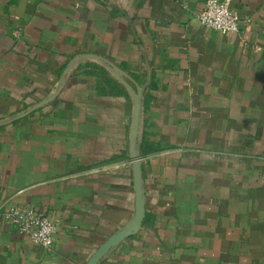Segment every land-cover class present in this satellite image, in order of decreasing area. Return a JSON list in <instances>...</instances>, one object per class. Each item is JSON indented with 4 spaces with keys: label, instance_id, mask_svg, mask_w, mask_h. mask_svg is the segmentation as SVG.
<instances>
[{
    "label": "crops",
    "instance_id": "obj_1",
    "mask_svg": "<svg viewBox=\"0 0 264 264\" xmlns=\"http://www.w3.org/2000/svg\"><path fill=\"white\" fill-rule=\"evenodd\" d=\"M0 0V264H264V0ZM97 65L107 75L93 73ZM36 107L35 109H33Z\"/></svg>",
    "mask_w": 264,
    "mask_h": 264
},
{
    "label": "built area",
    "instance_id": "obj_2",
    "mask_svg": "<svg viewBox=\"0 0 264 264\" xmlns=\"http://www.w3.org/2000/svg\"><path fill=\"white\" fill-rule=\"evenodd\" d=\"M232 0H205L197 15L199 24L215 31L236 33L240 19L231 8ZM0 219L11 225L16 233L27 237L32 243L50 250L54 242L55 224L37 214L29 207L0 205Z\"/></svg>",
    "mask_w": 264,
    "mask_h": 264
},
{
    "label": "water",
    "instance_id": "obj_3",
    "mask_svg": "<svg viewBox=\"0 0 264 264\" xmlns=\"http://www.w3.org/2000/svg\"><path fill=\"white\" fill-rule=\"evenodd\" d=\"M35 108L36 107H34L33 109ZM133 166H134V171H135V189H136V194L138 196L137 198L138 199V210L136 212V217L134 219V222L127 229L122 230L121 232L108 238L93 253V255L89 258L86 264H97V262L100 260V258L109 248L117 244L119 241H122L125 237L132 235L134 232H136L139 229L141 225V222L144 216L143 203L141 202L139 198L140 191H141V168H140L141 166H140V162H138L136 158H134Z\"/></svg>",
    "mask_w": 264,
    "mask_h": 264
},
{
    "label": "trees",
    "instance_id": "obj_4",
    "mask_svg": "<svg viewBox=\"0 0 264 264\" xmlns=\"http://www.w3.org/2000/svg\"><path fill=\"white\" fill-rule=\"evenodd\" d=\"M90 68V70L93 72V73H100L102 75H107L105 70H103L101 67L97 66V65H89L88 66Z\"/></svg>",
    "mask_w": 264,
    "mask_h": 264
}]
</instances>
